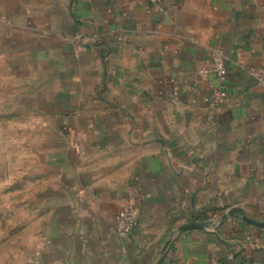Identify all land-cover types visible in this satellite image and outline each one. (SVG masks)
<instances>
[{
    "label": "crops",
    "instance_id": "obj_1",
    "mask_svg": "<svg viewBox=\"0 0 264 264\" xmlns=\"http://www.w3.org/2000/svg\"><path fill=\"white\" fill-rule=\"evenodd\" d=\"M215 47L217 107L203 95L221 82L200 72ZM261 65L264 0H0V111L29 112L56 144L27 264H264V226L181 230L233 207L264 222ZM130 202L140 226L124 238L114 221Z\"/></svg>",
    "mask_w": 264,
    "mask_h": 264
},
{
    "label": "rangeland",
    "instance_id": "obj_2",
    "mask_svg": "<svg viewBox=\"0 0 264 264\" xmlns=\"http://www.w3.org/2000/svg\"><path fill=\"white\" fill-rule=\"evenodd\" d=\"M28 117L25 111H0V264H27L26 220L36 210L41 213L35 204L41 199V189L36 186L41 183L42 156L56 145L41 142V125H31ZM53 134L51 126L50 135ZM32 182L35 185L30 192L27 184ZM31 194L35 207L25 202ZM57 196L54 191V198ZM62 210L65 212L64 207ZM37 230L35 224L34 231Z\"/></svg>",
    "mask_w": 264,
    "mask_h": 264
},
{
    "label": "built area",
    "instance_id": "obj_3",
    "mask_svg": "<svg viewBox=\"0 0 264 264\" xmlns=\"http://www.w3.org/2000/svg\"><path fill=\"white\" fill-rule=\"evenodd\" d=\"M211 67L200 68L201 73L212 72L220 80V84L213 88L209 94L203 95V99L213 105L214 107L222 105L227 99L228 92L223 84L227 73L228 67L226 64L225 52L221 47H215L211 51L210 56ZM252 75L257 79L258 83L264 85V65L251 68ZM218 222L214 220L207 227V229L214 230L213 226H217ZM140 226V221L136 213V208L133 203L125 204L116 214L114 221L115 232L120 237H129Z\"/></svg>",
    "mask_w": 264,
    "mask_h": 264
},
{
    "label": "water",
    "instance_id": "obj_4",
    "mask_svg": "<svg viewBox=\"0 0 264 264\" xmlns=\"http://www.w3.org/2000/svg\"><path fill=\"white\" fill-rule=\"evenodd\" d=\"M234 216L241 218L242 220H244L247 223L258 225V226H264V222H259V221H256V220L250 218L245 213V211L240 207H233L229 211H227L225 214H223V216L219 220L218 224H221L227 218L234 217ZM210 224H211V222L203 223V224L202 223H192V224H188V225L184 226L183 228H181V230H187V229H193V228L206 229Z\"/></svg>",
    "mask_w": 264,
    "mask_h": 264
}]
</instances>
